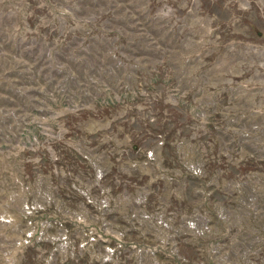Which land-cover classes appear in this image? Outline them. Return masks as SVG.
I'll return each instance as SVG.
<instances>
[{"label": "rangeland", "instance_id": "obj_1", "mask_svg": "<svg viewBox=\"0 0 264 264\" xmlns=\"http://www.w3.org/2000/svg\"><path fill=\"white\" fill-rule=\"evenodd\" d=\"M0 264H264V0H0Z\"/></svg>", "mask_w": 264, "mask_h": 264}]
</instances>
